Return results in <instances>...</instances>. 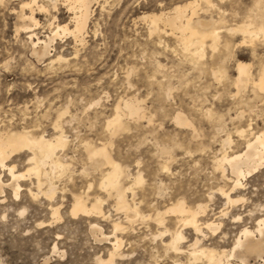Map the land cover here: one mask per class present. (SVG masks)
Here are the masks:
<instances>
[{
	"label": "rangeland",
	"instance_id": "1",
	"mask_svg": "<svg viewBox=\"0 0 264 264\" xmlns=\"http://www.w3.org/2000/svg\"><path fill=\"white\" fill-rule=\"evenodd\" d=\"M24 1L0 0V131L26 128L49 136L55 133L58 116L66 111L62 122L69 141L64 154L72 167L55 178L58 192L53 200L42 193L31 194L30 189L38 190L34 176L20 181L17 197L12 188L4 187L0 193V264H102L98 257H106L113 238L97 241L91 224L98 223L111 234L113 220L118 218L126 226L118 232L126 256L117 258L115 264H174L175 258L188 264L187 253L166 252L162 242L168 235L154 239L164 226H158L153 217L126 222L125 212L114 206L115 198L99 186L101 173L109 165H91L85 141L107 142L114 159L132 175L142 173L144 180L135 185L134 197L143 215L164 211L178 198L193 207L203 203L207 212L201 218L223 224L216 234L204 228L207 236L202 243L220 249H230L243 227L255 228L257 219L264 216V167L233 191L234 197L244 200L227 203L218 188H228L231 182L222 178L214 159L221 155L229 134L234 142L230 148L225 146L228 153L244 149L245 138L236 133L238 127L252 121L254 131L264 128V92L254 91L249 83L235 97L232 84L237 60L251 62L254 76L264 67V37L240 44L242 34L223 28L218 47L208 42L205 56L199 59L184 50L171 27L161 23L162 30L152 33L150 22L143 19L147 13L168 11L185 0H100L92 8L86 43L76 41L72 34L57 36L52 54L63 53L69 61L50 67L49 60L37 62L32 57L28 34L16 32L21 22L17 12ZM38 1L50 8L36 10L40 25L35 31L41 38L50 34L54 24L70 22L72 13L63 0L56 8L48 0ZM212 1L215 6L203 2L197 15L206 21L225 18L226 27L250 15L260 17L264 10V0ZM220 9L225 10L224 16ZM54 16L57 20L50 26ZM219 65L226 70L222 80L212 73ZM131 97L142 102L146 117L125 116V126L111 132L107 120L120 101ZM239 111L243 114L237 117ZM178 112L192 125L176 123ZM164 147L171 151L170 159L161 152ZM20 153L11 160L19 171H25L28 151ZM0 176L5 182L10 179L1 167ZM123 182L131 184L132 179ZM76 193L88 197V203L98 195L106 199L103 207L110 217L73 215ZM127 195L131 199L132 191ZM54 207H59L58 218L53 216ZM166 225L183 229L188 241L184 248L196 236L203 237L177 223L174 214H166ZM250 263L264 264V258L251 256Z\"/></svg>",
	"mask_w": 264,
	"mask_h": 264
},
{
	"label": "bare ground",
	"instance_id": "2",
	"mask_svg": "<svg viewBox=\"0 0 264 264\" xmlns=\"http://www.w3.org/2000/svg\"><path fill=\"white\" fill-rule=\"evenodd\" d=\"M48 1L51 2L50 4H52V7L56 8L59 0ZM63 1L68 10L72 13L70 20L72 25L70 22L54 24L50 34L45 38H41L38 32H36L37 26L40 25L36 10H50L48 4H44L45 1L43 3H39L38 0L24 1L19 12H17L21 22L19 26L16 27V32H25L28 34V39L31 43L32 57L36 59L37 62L49 60L47 65L50 67H53L55 64H62L63 62L69 61V58L63 53H59L58 55L52 54L54 49L53 45L57 36L72 34L76 41L82 44L86 43V33L87 29H89L88 23H90L89 20L93 10L92 8L93 5L100 0ZM257 1L260 2L259 0ZM203 2L209 4V6H215L212 0H185L175 4L168 11L147 13L143 16V19L150 22L152 33L153 31L160 32V29L162 30V28H160L161 23H163L164 26L171 27V29L178 34V39L184 50L199 57V59L205 56L208 42H210L212 48L218 47L223 28H226V30L231 33L242 34L243 37L239 42L240 44L245 42L253 43L256 39L264 37V10L260 17L258 14L255 16L250 15L248 17L249 19H246V21L243 19L244 21H241L239 24L226 27L225 24L227 23L225 22L227 21L224 22V20H226L225 18H221L219 21L217 20L218 22L216 20L206 21L207 19H202L200 15H197L198 9L202 6L201 4ZM262 7L264 8V6ZM26 8H29V10H26ZM221 13H223L222 15L224 16L225 10H221ZM258 18H260L259 22ZM55 19L56 16L53 17L54 21L49 24L50 26L55 22ZM160 42L163 41L160 40ZM199 59H197V62ZM236 63V77L232 80V84L236 88L234 96H238L249 83L252 84L251 87L254 91L259 90L264 92V67L257 72V76H254L255 73L251 70V62L249 63L239 59ZM212 73L215 77L222 80L226 75V70L219 65L217 69L212 68ZM168 90L171 89L168 88ZM260 94L258 93V95ZM98 103L99 101L95 102V104ZM122 103L124 105L123 107H121ZM254 108L252 106L251 110L254 111ZM144 110L145 108L138 98L131 97L130 99H124L117 104L114 115L107 120V128L111 132L116 133L125 126V116L140 119L146 117ZM65 113L66 111L58 116L54 122L55 133L49 136L45 135V133L36 134L32 130L26 128L21 131H12L10 129H8V131H0V167L2 170H5L10 177V179L5 182L0 176V193H4V187L8 186L13 189L14 196L17 197L21 193H19L21 189L20 181L27 177L34 176L38 190L36 192L30 189L29 191L31 194L38 195L42 193L50 200L55 198L58 192L55 178L65 175L72 167V162L66 157L67 154H64L69 141L62 122V117ZM242 114L243 112H240L237 117L242 116ZM174 120L180 125H192L187 116L181 112L176 113ZM236 133L238 136L245 138L244 149L233 152L232 154L228 153L227 148H230L234 142L232 135L229 134L227 138L223 140L224 149L221 155L216 156L214 159L215 168L221 170L222 178L231 182L228 188H225V186H220L218 188L220 194L222 193L226 197L227 203H236L244 200L242 196L234 197L232 195L233 191L242 187L244 185V180L248 176H251L264 167V128L254 131L253 122L251 121L248 123L247 127H238ZM83 143L86 147L88 160L91 165L96 168L102 164L109 165L108 169L101 173L99 186L106 190L109 196L115 198L114 206L116 209L125 212L126 222L136 217L144 218L149 216L156 220L158 226H164L163 229L160 228L161 230L159 229L157 231V234L154 235V239L158 237L163 238L166 235L169 236L167 240H163L162 242L166 252L172 251L176 254L187 253L186 262H188V264H251V256L264 258V216L257 219L255 228L252 229L248 226L243 227L230 249H220L205 245L202 243L203 238L207 236L204 232V228L216 234L223 224L221 221L201 218V216L205 215L207 212V205L199 203L196 207H193L188 205L184 198H178L164 211L156 209L153 215H143L134 197L136 196L134 191L135 185L143 183L144 178L142 173L138 172L136 176L132 175L128 168L114 159L106 144L107 142L100 143L99 145L98 143L93 144L94 142L91 143L90 141H85ZM225 146H227V148ZM23 151H28V157L26 159L28 168L25 171H19L17 165L11 159L13 156ZM161 152L167 154L169 159L172 157L169 148L164 147L161 149ZM164 168L167 169L169 167L166 164ZM125 178H131L132 183L124 184L123 181ZM88 185L87 188L89 190L93 183L91 182ZM130 190L132 191L131 199L127 195V192ZM87 200L88 197L85 195L76 193L71 205V213L73 215H94L105 219L110 217V214H107L103 207L106 199L98 195L92 199L93 201L91 203H88ZM52 206L53 205H51V207ZM52 211L53 216L58 218L59 207H54ZM169 213L176 215L177 223L182 226L192 227L198 235L200 234L203 237L196 236L194 241L189 243L187 248H184L183 243L188 241L183 229H171L166 225V214ZM239 217L240 216H238V218ZM90 228L97 241L99 240L102 242V240L113 238L112 241H109L111 247L108 249L106 257H98L100 263L115 264L117 258L126 256V253L122 250L124 239L118 235V232L126 228L123 220H119V218L113 220L111 234L105 233L102 226L98 223L93 222ZM173 263L186 264L178 258H175Z\"/></svg>",
	"mask_w": 264,
	"mask_h": 264
}]
</instances>
